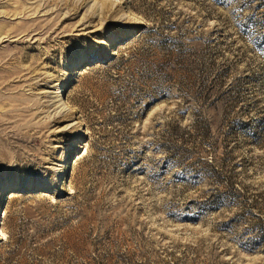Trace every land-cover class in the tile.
Returning a JSON list of instances; mask_svg holds the SVG:
<instances>
[{"label": "rangeland", "instance_id": "obj_1", "mask_svg": "<svg viewBox=\"0 0 264 264\" xmlns=\"http://www.w3.org/2000/svg\"><path fill=\"white\" fill-rule=\"evenodd\" d=\"M0 264H264V0H0Z\"/></svg>", "mask_w": 264, "mask_h": 264}, {"label": "bare ground", "instance_id": "obj_2", "mask_svg": "<svg viewBox=\"0 0 264 264\" xmlns=\"http://www.w3.org/2000/svg\"><path fill=\"white\" fill-rule=\"evenodd\" d=\"M60 94V93H59Z\"/></svg>", "mask_w": 264, "mask_h": 264}]
</instances>
